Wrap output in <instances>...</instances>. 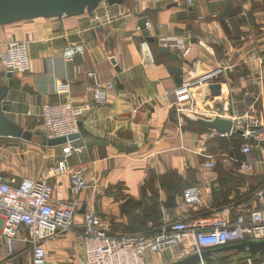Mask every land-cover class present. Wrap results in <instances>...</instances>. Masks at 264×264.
Segmentation results:
<instances>
[{
  "label": "crops",
  "instance_id": "obj_1",
  "mask_svg": "<svg viewBox=\"0 0 264 264\" xmlns=\"http://www.w3.org/2000/svg\"><path fill=\"white\" fill-rule=\"evenodd\" d=\"M142 17L153 43L142 35ZM183 35H188L184 50L159 52L160 38ZM13 39L27 42L30 71L8 77L0 65V87L6 88L0 108L15 128L41 138L20 155L26 168L15 177H0L46 178L53 203L79 204L73 230L43 241L45 264H82L80 225L91 211L102 219L109 235L142 232L131 219L141 212L134 205H148L155 192L160 224L149 221L150 230L165 221L209 217L225 208L230 219L262 208L257 191L264 183V154L242 155L241 144L236 148L230 143L235 134L222 136L200 120L219 116L243 131L244 124L237 121L255 114L260 105L257 112L264 114V68L257 60H246L251 52L264 54V0H196L192 7L186 0H104L73 16L1 25L0 52ZM214 72L213 78L192 87L190 96L180 92ZM95 80L112 82L115 89L105 105L85 114L81 121L85 135L69 144L79 151L65 159L68 172L57 174L67 145L42 144L41 105L70 102L81 107L90 100ZM175 91L183 117L176 113ZM261 122L262 130H253L263 137ZM223 144H228L226 150ZM245 161L250 162L247 172L240 167ZM208 162L214 167H205ZM79 166L87 167L89 187L76 195L69 175ZM170 175L181 178L185 187L175 196L176 207L167 210L163 203L171 195L161 180ZM192 188L199 201L185 203L184 192ZM3 244L0 229V264H31L27 245L20 243L7 258ZM212 250L201 252L211 251L214 264H248L250 259L251 264H264L257 257L263 254ZM193 254L197 253L174 247L148 253L147 264H171Z\"/></svg>",
  "mask_w": 264,
  "mask_h": 264
},
{
  "label": "built area",
  "instance_id": "obj_2",
  "mask_svg": "<svg viewBox=\"0 0 264 264\" xmlns=\"http://www.w3.org/2000/svg\"><path fill=\"white\" fill-rule=\"evenodd\" d=\"M196 0H186L192 7ZM149 25L146 24V29ZM188 35L178 37H162L159 43L162 48L184 50ZM146 46V44H145ZM146 49V48H145ZM148 51V48L147 50ZM144 52V50H143ZM187 53V50L185 51ZM247 62L259 61L264 68V54L254 52L246 56ZM0 65L4 72L13 75H24L30 71L28 44L24 40L13 39L2 45ZM217 72L196 79L188 86L180 89L182 94L190 96L192 87L213 78ZM93 77L95 75H92ZM115 89L112 82L101 83L97 80L91 88L90 100L81 107L70 102L41 105L42 133L45 139L68 138L78 134V123L92 108L106 104L108 94ZM177 98L176 112L184 114L180 105L179 91L174 92ZM246 115L237 125L244 124L243 143L240 153L252 156L255 148L249 138L254 137L261 144L263 137L255 135L253 126L259 121ZM232 135V134H231ZM228 137L230 135H222ZM67 142L63 149L64 159L57 164L55 173L68 172L65 159L74 149ZM207 168L214 164L208 162ZM241 169L250 170V162H242ZM86 166H79L70 172V185L76 195L89 187L86 179ZM185 203L198 202L195 188L184 192ZM257 200L261 209L248 214H240L230 219L229 209L215 212L209 217H198L191 220H169L149 231L131 235H109L102 220L93 211L85 213L81 227V238L84 251L82 264H147V254L157 255L167 249L181 245L185 253L200 254L202 250L218 249L232 244L264 241V183L257 191ZM78 202H52V186L46 178H13L0 177V229L4 237L3 251L7 258L12 257L19 249V244L27 245L31 252V264H45L46 252L43 241L58 232L73 230L74 214L78 210ZM264 262V254L257 256ZM228 264V263H219ZM251 264V259L248 260Z\"/></svg>",
  "mask_w": 264,
  "mask_h": 264
},
{
  "label": "water",
  "instance_id": "obj_3",
  "mask_svg": "<svg viewBox=\"0 0 264 264\" xmlns=\"http://www.w3.org/2000/svg\"><path fill=\"white\" fill-rule=\"evenodd\" d=\"M104 0H0V26L9 22L18 20L33 19L38 17H64L73 16L82 13L85 9L94 8L99 2ZM109 1V0H108ZM143 37L148 43H153L154 39L149 35L146 29V18L142 17L139 22ZM168 49L160 48L159 52H167ZM119 70V69H118ZM12 73H8V77H12ZM6 93V88L0 87V101ZM200 123L209 129H213L221 135H243V131L234 127V122L231 120L222 119L219 116L211 120H200ZM83 124L78 123V134L69 136L68 138L45 139L42 144L49 147H56L64 145L67 142H73L85 135ZM21 135V139L30 142L32 133L24 131L21 132L15 128L9 119L4 115L0 108V137H11ZM250 143L258 147L259 142L252 136L249 138ZM176 207L175 196L171 195L166 198L163 203V208L167 210ZM84 210V208L82 209ZM235 250L237 253H243L249 256L264 254V241L260 242H244L234 244L223 248L213 249L214 252H225ZM211 251H204L200 254H193L182 260L175 261L171 264H214L210 260Z\"/></svg>",
  "mask_w": 264,
  "mask_h": 264
},
{
  "label": "rangeland",
  "instance_id": "obj_4",
  "mask_svg": "<svg viewBox=\"0 0 264 264\" xmlns=\"http://www.w3.org/2000/svg\"><path fill=\"white\" fill-rule=\"evenodd\" d=\"M261 107L262 106L260 105L258 108L261 109ZM258 108L256 110L259 112ZM257 111H255L256 115L255 114L249 115L251 116L250 119L255 120V121L262 120L263 123L261 122V124H262V127H264V114H259ZM179 115L182 116L181 114ZM253 129L262 130L261 126L257 124L253 126ZM263 134H264V128H263ZM40 135L33 136L30 142H26L22 140L20 134H18L17 136H11V137H0V174H4V176H8V177H15L14 174H17V172L19 173L21 170H23V168H26L27 166L26 165L24 166L22 164L20 155H22L23 150L27 149V147L31 149L29 147L30 144L32 145L39 144L40 138H41ZM252 153L254 154L263 153L264 154V135H263V141L261 142L260 146L255 148ZM137 216L142 217V211ZM178 247L183 248L181 245H179Z\"/></svg>",
  "mask_w": 264,
  "mask_h": 264
},
{
  "label": "trees",
  "instance_id": "obj_5",
  "mask_svg": "<svg viewBox=\"0 0 264 264\" xmlns=\"http://www.w3.org/2000/svg\"><path fill=\"white\" fill-rule=\"evenodd\" d=\"M230 143L238 148L240 144H242V139L239 135H235L232 137V140L230 141ZM223 150H226L228 147V144H223ZM226 146V147H224ZM162 183V187L166 188V192L170 195L176 196L178 194H180V192L182 191V189L185 187V184L183 183V181L181 180V178L177 177L176 175H170L168 177H165L161 180ZM151 187V185L149 186ZM159 199L158 196L155 192V194L149 199V204L142 206V202L140 203H136L134 205V208H141L142 211V217H138V216H134L135 218L131 219H136V222L139 224L140 226V230H142V232L145 231H149L150 229L147 228V224L149 221H154L156 223V225L160 224L159 222V215H160V209H159ZM132 201L129 200L127 203H131ZM141 233V232H140Z\"/></svg>",
  "mask_w": 264,
  "mask_h": 264
}]
</instances>
